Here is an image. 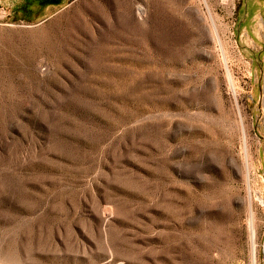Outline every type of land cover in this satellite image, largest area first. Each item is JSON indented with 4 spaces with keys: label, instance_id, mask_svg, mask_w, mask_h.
<instances>
[{
    "label": "rangeland",
    "instance_id": "1",
    "mask_svg": "<svg viewBox=\"0 0 264 264\" xmlns=\"http://www.w3.org/2000/svg\"><path fill=\"white\" fill-rule=\"evenodd\" d=\"M235 0H0V264H264V59Z\"/></svg>",
    "mask_w": 264,
    "mask_h": 264
},
{
    "label": "crops",
    "instance_id": "2",
    "mask_svg": "<svg viewBox=\"0 0 264 264\" xmlns=\"http://www.w3.org/2000/svg\"><path fill=\"white\" fill-rule=\"evenodd\" d=\"M237 30L244 32L246 47L262 48L264 59V0H235Z\"/></svg>",
    "mask_w": 264,
    "mask_h": 264
}]
</instances>
